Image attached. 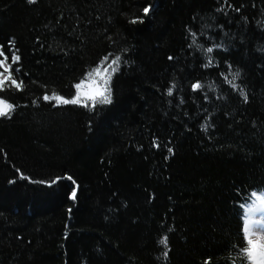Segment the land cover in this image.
<instances>
[{"label":"trees","instance_id":"trees-1","mask_svg":"<svg viewBox=\"0 0 264 264\" xmlns=\"http://www.w3.org/2000/svg\"><path fill=\"white\" fill-rule=\"evenodd\" d=\"M0 51V264H254L264 0H0Z\"/></svg>","mask_w":264,"mask_h":264},{"label":"rangeland","instance_id":"rangeland-1","mask_svg":"<svg viewBox=\"0 0 264 264\" xmlns=\"http://www.w3.org/2000/svg\"><path fill=\"white\" fill-rule=\"evenodd\" d=\"M3 61V60H2ZM3 70L0 71L2 75H0V83L6 78L5 70L7 69V63L4 62L2 65ZM97 69V68H96ZM95 69V70H96ZM98 74H95L94 79H85L79 82L77 85H80L79 88L76 86L75 95L71 98L73 99L78 93L80 94L81 100L86 99V95H95L99 97L98 93L104 91V84L99 83L98 79L103 78V71L96 70ZM104 81V80H103ZM0 101H3L5 104H8L5 100L0 98ZM92 101V100H91ZM9 105V104H8ZM3 105L0 104V107ZM245 230L248 239H252L254 242L258 243V229H261V221H264V194L254 195L253 201L248 205L245 212ZM261 222V223H260ZM260 227V228H259ZM258 228V229H257ZM258 240V241H257ZM260 244V242L258 243Z\"/></svg>","mask_w":264,"mask_h":264},{"label":"snow or ice","instance_id":"snow-or-ice-1","mask_svg":"<svg viewBox=\"0 0 264 264\" xmlns=\"http://www.w3.org/2000/svg\"><path fill=\"white\" fill-rule=\"evenodd\" d=\"M31 2H34V0H31ZM150 8L149 7H145L144 8V12L145 14H147L149 12ZM135 22V21H134ZM209 52L212 51V49H208ZM0 55H3L2 51H0ZM7 60V57L5 56L3 61H0V65H3V63ZM13 62H16L19 60V57L16 56L15 54H13L12 57ZM119 62V57L116 58L115 61H113V63H118ZM113 71H115V69H113ZM0 75H2V73H0ZM10 78V77H9ZM110 78V77H109ZM13 83L15 84L16 82L13 81ZM22 83V82H21ZM105 85H107V81H105ZM17 87H20V84H16ZM80 85H77V88H79ZM195 88H199L201 87L199 84L194 85ZM105 92H107V88H105V91L103 92H99L98 95L102 98V102L104 103H110L111 99H110V94H105ZM86 95V99L81 100L80 98V94L78 93L73 99L69 100V99H65L63 97L60 96H45L44 99L48 100V99H54L60 103H64V104H77V103H83L84 106H88L87 101L88 100H92V106L95 107V102H96V96L95 95ZM0 104H2L3 106L0 107V116H4L7 115L9 111H11L12 109V105H8L5 104L3 101H0ZM75 195V193H73V196ZM255 195V194H254ZM161 243L163 244H167V237H165ZM248 244L249 247L246 249L248 258L250 260H252L254 262V264H264V245H260L256 242H254L252 239L249 238L248 240Z\"/></svg>","mask_w":264,"mask_h":264},{"label":"bare ground","instance_id":"bare-ground-1","mask_svg":"<svg viewBox=\"0 0 264 264\" xmlns=\"http://www.w3.org/2000/svg\"><path fill=\"white\" fill-rule=\"evenodd\" d=\"M261 222H260L261 223V226H260L261 229L257 228L258 229V231H257L258 234L257 235H258V238H259L260 245H264V221H261ZM262 250H264V249H262Z\"/></svg>","mask_w":264,"mask_h":264}]
</instances>
